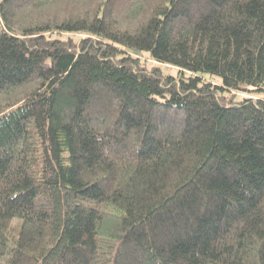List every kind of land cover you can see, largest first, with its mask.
<instances>
[{
	"label": "trees",
	"instance_id": "1",
	"mask_svg": "<svg viewBox=\"0 0 264 264\" xmlns=\"http://www.w3.org/2000/svg\"><path fill=\"white\" fill-rule=\"evenodd\" d=\"M0 264H264V0H0Z\"/></svg>",
	"mask_w": 264,
	"mask_h": 264
},
{
	"label": "rangeland",
	"instance_id": "2",
	"mask_svg": "<svg viewBox=\"0 0 264 264\" xmlns=\"http://www.w3.org/2000/svg\"><path fill=\"white\" fill-rule=\"evenodd\" d=\"M141 56H144V54L141 53ZM164 69H165L166 71H169V72L172 73V74H175V72H176L175 68H173V67H168V66H165V65H164ZM18 228H19V222H18L17 220H14L13 223H12V226H11V231H12L13 233H16L17 230H18Z\"/></svg>",
	"mask_w": 264,
	"mask_h": 264
}]
</instances>
